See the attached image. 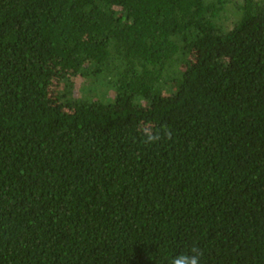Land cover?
Listing matches in <instances>:
<instances>
[{
  "label": "trees",
  "instance_id": "1",
  "mask_svg": "<svg viewBox=\"0 0 264 264\" xmlns=\"http://www.w3.org/2000/svg\"><path fill=\"white\" fill-rule=\"evenodd\" d=\"M194 246L264 264V0H0V264Z\"/></svg>",
  "mask_w": 264,
  "mask_h": 264
},
{
  "label": "clouds",
  "instance_id": "2",
  "mask_svg": "<svg viewBox=\"0 0 264 264\" xmlns=\"http://www.w3.org/2000/svg\"><path fill=\"white\" fill-rule=\"evenodd\" d=\"M140 131L143 135V142L147 145L154 144L162 138L170 136V133L166 128H163L158 132H154L150 125H146L141 128ZM171 264H200V253L194 246L190 250V253L182 252L179 255H175L171 259Z\"/></svg>",
  "mask_w": 264,
  "mask_h": 264
},
{
  "label": "rangeland",
  "instance_id": "3",
  "mask_svg": "<svg viewBox=\"0 0 264 264\" xmlns=\"http://www.w3.org/2000/svg\"><path fill=\"white\" fill-rule=\"evenodd\" d=\"M79 86V84H78V82L76 83V87H78Z\"/></svg>",
  "mask_w": 264,
  "mask_h": 264
}]
</instances>
